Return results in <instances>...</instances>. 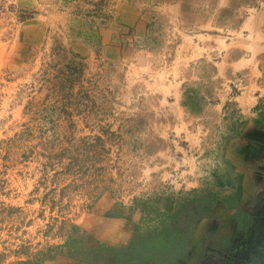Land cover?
<instances>
[{
	"label": "rangeland",
	"instance_id": "rangeland-1",
	"mask_svg": "<svg viewBox=\"0 0 264 264\" xmlns=\"http://www.w3.org/2000/svg\"><path fill=\"white\" fill-rule=\"evenodd\" d=\"M259 95L264 0H0V264L62 242V218L134 247L178 201L222 197Z\"/></svg>",
	"mask_w": 264,
	"mask_h": 264
},
{
	"label": "flooded vegetation",
	"instance_id": "flooded-vegetation-1",
	"mask_svg": "<svg viewBox=\"0 0 264 264\" xmlns=\"http://www.w3.org/2000/svg\"><path fill=\"white\" fill-rule=\"evenodd\" d=\"M250 125H247L243 130L241 128L244 132L239 131L224 144L226 160L234 171L237 170L236 163L238 160L240 161L246 158V155L239 152L240 157L238 152L231 151L232 142L245 139L249 142V146H264V123L253 120ZM235 175L236 183L222 197L217 196L209 190L203 195L200 194L201 196L196 194L194 196H188V199L185 198L184 201H178L179 204L188 201V208L184 209L183 204L178 208V204L174 212H177L176 214L171 213L168 219H163L160 225L149 224L147 226L148 228L141 234L135 235L133 228L136 226L134 223L129 241L131 242L134 235L137 236L138 240H140L137 246L110 245L111 243L108 244L98 238L86 235L85 243L90 246L89 248L86 247V249H89V258L69 254L65 250L59 252L52 251L51 253L58 254L63 252L69 256L78 258L85 264H183L187 260L195 261L196 264L199 262L202 264H210L209 257H214V260L218 259L217 264H241L239 259L226 258V248L229 249L231 246L233 247L243 243L240 237V231L245 225L252 224L263 227L264 217L251 218V215L239 207L244 192L241 184L243 173L236 171ZM196 196L202 197L200 198L201 201ZM219 198L221 202L218 201ZM189 200H194V202ZM222 215H231L232 220H234L233 223L235 222V229L230 236L228 235L229 227L224 220H220L218 224L217 222L213 223V221V224L207 223V220H205L206 223L203 220L201 221L203 218L206 219L212 216L220 217ZM201 223V226L205 225L204 234L197 233V228ZM215 224H217V228L214 234L210 235L212 225L214 226ZM227 240L229 241L227 242ZM108 247L112 248L113 251L111 250V253L105 251ZM125 248L132 249V251L125 253ZM136 248L138 252H136ZM211 248L213 249L211 250ZM157 249L161 250L163 254L172 249L176 251L171 260H166V256L162 254L152 256L151 253L155 251L159 252ZM114 254L116 257H114ZM124 254H127V258H124ZM136 254H140V256H136Z\"/></svg>",
	"mask_w": 264,
	"mask_h": 264
},
{
	"label": "crops",
	"instance_id": "crops-1",
	"mask_svg": "<svg viewBox=\"0 0 264 264\" xmlns=\"http://www.w3.org/2000/svg\"><path fill=\"white\" fill-rule=\"evenodd\" d=\"M248 143L249 142L245 139H240L236 142H232L231 146V151L234 150L238 152L240 157L241 155L239 152L246 155V158L241 159L240 161L238 160L236 163L238 166H236L237 171H241L243 173L241 184L244 192L242 194L239 207L251 215V218L264 217V146H249ZM232 219L233 218H231V215H222L220 217L212 216L206 219L203 218L201 221L207 220V223L209 222V224H213L214 222H217L218 224L220 220H224L229 227L228 235L230 236L233 234L235 229V222L233 223L234 220ZM217 224L214 226L212 225V230L210 229V235L214 234ZM201 225L202 223L199 224L197 233L204 234L205 225ZM263 227H258L257 225L254 226L252 224L245 225L240 231V237L242 238L243 243H240V245L237 246H231L229 249L226 248V258L231 257L232 259H239L241 264H264ZM228 241L229 240H227V242ZM212 249L213 248H211V250ZM213 258L214 257H209V263L217 264L218 259L214 260ZM183 264L196 263L195 261L187 260L183 262ZM198 264L202 263L199 262Z\"/></svg>",
	"mask_w": 264,
	"mask_h": 264
},
{
	"label": "trees",
	"instance_id": "trees-1",
	"mask_svg": "<svg viewBox=\"0 0 264 264\" xmlns=\"http://www.w3.org/2000/svg\"><path fill=\"white\" fill-rule=\"evenodd\" d=\"M258 100L251 106V110L254 111V115L252 116V119L257 122L264 123V96L259 95ZM57 219V218H56ZM68 218H62L58 222V228L59 232H63L64 228L67 229L66 231L68 234L66 235V238L59 243H53L45 240L44 242L38 244V246L34 250L28 249L29 246H21L19 249H17V254H24L25 257L18 259V262L20 264H41V260L44 257H49L50 255H53V252H59L65 250L69 254H76L77 256H81L83 258H89V248L90 246L85 243V236L84 238L81 237L80 234H78V228L77 225L68 222ZM55 223V218L52 217V221L49 222L48 227H46L43 232L45 236H50L52 233L50 232V229L53 227V224ZM65 231V232H66ZM169 250V249H168ZM132 249L125 248L126 252H131ZM175 249H172L171 251H167L165 255L167 258L166 260H171V258L175 254ZM124 258H127V254H124ZM114 257L115 254H114Z\"/></svg>",
	"mask_w": 264,
	"mask_h": 264
}]
</instances>
